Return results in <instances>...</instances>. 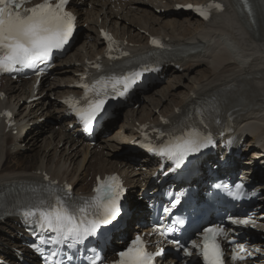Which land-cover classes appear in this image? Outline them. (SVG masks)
<instances>
[{
    "label": "bare ground",
    "instance_id": "bare-ground-1",
    "mask_svg": "<svg viewBox=\"0 0 264 264\" xmlns=\"http://www.w3.org/2000/svg\"><path fill=\"white\" fill-rule=\"evenodd\" d=\"M208 1L126 0L116 4L110 0H91V10L77 5H85L86 0L71 5L69 9L78 15V23L86 24L84 40L74 53L70 52L57 65V76L44 83L37 95L31 94L32 84L26 81L20 85L8 81L0 88L5 94L3 99L0 95V111L10 110L15 122L9 131L5 125L0 131V191L40 182L45 173L52 179L69 182L76 191H85L90 175L117 172L129 191L132 190L130 196L135 198L137 188L142 189L140 195L147 191L145 188L156 169L145 168L153 167L155 161L138 162L114 152L140 139V124L174 122L196 101H204L211 102L222 119L231 116L237 119L232 136L246 137L249 148L245 149L253 151L241 164L237 156L223 149L220 155L225 156L231 168H224V161L214 156L210 162L217 166L215 173L228 174L232 166H238L243 173L249 174L264 196V0H252V9L247 8L245 0H225L227 12L209 24L190 14L169 15L175 4ZM99 28L108 29L127 43L126 48L132 55L147 54L151 50L148 45L151 36H162L173 47L186 50L190 47L196 51L176 61L182 71L167 67V82L148 94L139 110L124 112L116 133L101 140L98 150L84 145L81 139L72 136L73 132L67 131L68 111L61 100L75 92L71 85L85 72L86 61L103 58L105 45L99 37ZM34 96L40 98L28 101ZM53 96L56 100H51ZM50 116L57 128L50 126L44 133L45 126L41 128L37 123ZM112 126L114 121L108 123L106 132ZM27 148L34 150L32 155H24ZM10 159L15 163H8ZM93 164L96 167L89 172ZM143 208H137L134 217L137 213L142 217ZM134 228L139 229L137 225ZM5 232L10 236H5ZM19 233L13 220L0 223V258H6L10 248L20 249ZM253 243L264 246V240ZM166 264L184 263L168 259ZM258 264H264V257Z\"/></svg>",
    "mask_w": 264,
    "mask_h": 264
},
{
    "label": "snow or ice",
    "instance_id": "snow-or-ice-1",
    "mask_svg": "<svg viewBox=\"0 0 264 264\" xmlns=\"http://www.w3.org/2000/svg\"><path fill=\"white\" fill-rule=\"evenodd\" d=\"M29 2L30 0H0V72L14 71L17 65L32 67L36 61H46L50 58L53 49L63 48L72 35L75 17L71 12L66 11L69 0H58L56 3H52V0H43L33 7H25ZM215 7L221 6L215 5ZM197 11L205 19L209 18L207 11L200 9ZM104 35L106 39H112L107 33ZM152 43L163 46L156 39H153ZM139 75L137 73L136 78H139ZM131 82L134 83L135 80ZM129 86L125 84L124 90L120 91L119 95H125ZM104 103L103 99L95 100L86 108L78 110L77 114L84 122L86 130H91L92 122L102 111ZM211 144L213 141L210 135L205 136L193 131L187 138H183L179 143L169 144L162 151L174 159L176 167H179L187 155L197 153ZM97 180L98 186L95 191L98 195L93 198L89 207L69 208L58 199L56 206L51 210L40 211V226L57 234L58 239L55 243L69 240L72 241L70 246L82 243L85 238L95 236L102 226L111 225L120 215L119 202L123 188L118 178L113 176L101 180L98 177ZM236 187L239 190L242 185ZM230 194L237 196L238 193ZM24 215L30 217L36 213L30 210ZM177 222L182 223V221ZM232 222L248 224L250 218ZM173 231V228H168L160 234L166 236ZM222 234V228L209 227L204 230L202 245L192 242V246L199 249L204 264H224L223 250L218 242V237ZM170 243L183 247L179 240H172ZM239 248L244 251L245 246L241 244ZM162 253L163 249L155 253L147 252L143 240L137 236L126 250L119 253L120 259L116 264H154L155 258ZM184 253L187 256L192 255L187 248L184 249ZM52 256H56V253L53 252ZM244 258L238 253L233 255V259ZM99 260L100 257L97 256L91 264H97Z\"/></svg>",
    "mask_w": 264,
    "mask_h": 264
},
{
    "label": "rangeland",
    "instance_id": "rangeland-1",
    "mask_svg": "<svg viewBox=\"0 0 264 264\" xmlns=\"http://www.w3.org/2000/svg\"><path fill=\"white\" fill-rule=\"evenodd\" d=\"M87 9H89V6H87L86 7ZM184 15H186L185 13H183V14H181V15H176V16H184ZM172 16H175V14H173ZM156 27H158L157 25H156ZM159 28V27H158ZM78 40H80V36L78 37V39L76 40V43H75V47L70 51V52H72V53H74L77 49H78V47H79V45L81 44V42L79 41L78 42ZM71 53V54H72ZM70 54V53H69ZM139 110V109H138ZM123 115H119L115 120H114V127L112 126L111 127V132H110V134H111V136H113V134H115L116 133V130H117V128L119 127L118 125H120L123 121ZM42 124H45V128H46V130L44 131V133H46V131H47V128H48V125L46 124V122L44 121V122H42ZM32 150V151H31ZM122 151V150H121ZM121 151H119V152H115V153H120ZM33 152H34V150L33 149H30V150H28V151H26L25 152V155L26 156H29V155H32L33 154ZM11 162H13V161H11ZM88 179V178H87ZM87 181H89V179L87 180Z\"/></svg>",
    "mask_w": 264,
    "mask_h": 264
}]
</instances>
